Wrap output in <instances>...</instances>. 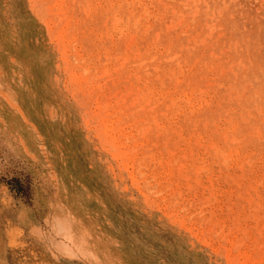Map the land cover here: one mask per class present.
I'll list each match as a JSON object with an SVG mask.
<instances>
[{"label": "rangeland", "instance_id": "rangeland-1", "mask_svg": "<svg viewBox=\"0 0 264 264\" xmlns=\"http://www.w3.org/2000/svg\"><path fill=\"white\" fill-rule=\"evenodd\" d=\"M0 264H264V0H0Z\"/></svg>", "mask_w": 264, "mask_h": 264}, {"label": "bare ground", "instance_id": "bare-ground-1", "mask_svg": "<svg viewBox=\"0 0 264 264\" xmlns=\"http://www.w3.org/2000/svg\"><path fill=\"white\" fill-rule=\"evenodd\" d=\"M226 137V136H225Z\"/></svg>", "mask_w": 264, "mask_h": 264}]
</instances>
